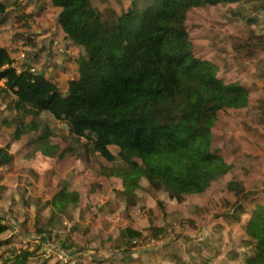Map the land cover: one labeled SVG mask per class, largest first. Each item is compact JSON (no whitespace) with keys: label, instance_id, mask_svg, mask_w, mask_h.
<instances>
[{"label":"rangeland","instance_id":"374dc122","mask_svg":"<svg viewBox=\"0 0 264 264\" xmlns=\"http://www.w3.org/2000/svg\"><path fill=\"white\" fill-rule=\"evenodd\" d=\"M91 2L108 20L134 2L143 8L151 0ZM0 5L8 14L0 25V47L9 52L13 67L18 73L30 69L44 75L65 94L85 51L66 39L58 25L60 11L50 0H0ZM187 28L195 56L216 62L222 80L251 92L249 106L218 113L212 131L213 152L231 170L206 194L182 201L169 198L159 183L132 174L127 190L123 178L112 171L128 168L117 147L110 151L118 159L108 162L49 114L40 116L52 132L44 145L34 139L30 145L32 134L16 139L14 129L3 124L17 117V98L9 95L0 101V161L8 159L9 147L16 150L12 161L0 167V216L8 227L1 238L9 242L0 251V264H202L211 258L202 254L204 248L227 249L228 258L235 249L249 252L234 240L249 219L251 198L264 197V0L194 8ZM46 145L53 149L48 152ZM231 182L240 185L231 190ZM72 192L78 194L75 206L68 204L65 212L54 208L58 194L63 198ZM236 206L243 210L242 220L232 219L234 226L226 227L217 216H228ZM221 228H226L225 236ZM127 229L138 235L126 236ZM25 253L26 260L17 262Z\"/></svg>","mask_w":264,"mask_h":264},{"label":"trees","instance_id":"16d2710c","mask_svg":"<svg viewBox=\"0 0 264 264\" xmlns=\"http://www.w3.org/2000/svg\"><path fill=\"white\" fill-rule=\"evenodd\" d=\"M254 1L151 0L143 8L134 2L118 17L105 20L91 0H50L60 11L58 25L66 39L83 48L85 55L79 60L77 76L63 94L57 84L40 73L30 69L18 73L9 52L0 47V83L4 82L0 101L9 95L17 98L16 124L8 120L3 124L13 128L15 138L20 140L40 131L39 136H30L28 143L33 145L34 139V143L44 145L52 132L40 116L49 114L66 123L79 142L86 139L84 147L108 162L118 159L110 151V147H117L119 159L128 168L112 171L123 178L127 190L132 174L159 183L174 200L204 195L213 182L231 170L220 154L213 152L217 115L246 109L251 92L237 82L222 80L216 62L195 56L187 28L188 14L203 6ZM6 13L5 6L0 5V25L7 22ZM247 21L255 22L250 18ZM46 148L48 152L53 149ZM9 160L0 161V167ZM239 185L231 182L229 188ZM70 199L69 205L75 206L77 192H72ZM251 199L249 219L234 240L249 252L235 249L228 258L227 249L225 254L214 247L204 248L202 254L208 253L211 258H205L202 264H264V197ZM52 202L60 212L69 206L55 199ZM242 211L236 206L228 216L217 217L224 219L226 227H233L231 220L239 223ZM4 222L0 216V251L9 245L1 238L8 232ZM225 229L219 232L222 236ZM125 235L138 234L127 229ZM28 255L16 261L23 263Z\"/></svg>","mask_w":264,"mask_h":264},{"label":"crops","instance_id":"0c3cea01","mask_svg":"<svg viewBox=\"0 0 264 264\" xmlns=\"http://www.w3.org/2000/svg\"><path fill=\"white\" fill-rule=\"evenodd\" d=\"M20 142V141H19ZM19 142H17L16 141V143H19ZM15 143V144H16ZM16 150V148H8V152H6L5 151V156L7 157V158H9L10 159V162L12 161L11 159L13 158V156H12V154L11 153H14V151ZM3 150L1 149L0 150V152H2ZM36 155H34V156H32V157H30V159H32L33 161L36 159V157H37V152L35 153ZM84 173H86L87 174V172H80V175L81 174H84ZM82 176V175H81ZM82 186H85V185H82ZM67 188V187H66ZM67 191H68V188L66 189ZM66 193H68V192H66ZM67 196H68V194L66 195H63L62 197L63 198H60L59 197V194H58V198L56 197L55 199H56V201L58 202V203H60V204H63V205H68L69 204V199H68V201L66 200V198H67ZM70 196V195H69ZM69 196H68V198H69Z\"/></svg>","mask_w":264,"mask_h":264}]
</instances>
